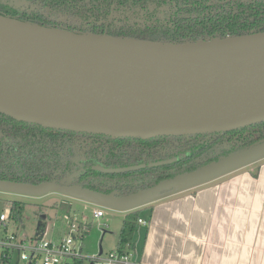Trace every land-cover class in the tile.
I'll return each instance as SVG.
<instances>
[{
    "label": "water",
    "instance_id": "water-1",
    "mask_svg": "<svg viewBox=\"0 0 264 264\" xmlns=\"http://www.w3.org/2000/svg\"><path fill=\"white\" fill-rule=\"evenodd\" d=\"M0 113L45 128L141 139L264 121V31L154 42L74 32L0 13ZM263 155L264 143L257 142L123 196L53 182L0 180V187L38 194L55 186L132 208ZM139 167L94 166L105 172Z\"/></svg>",
    "mask_w": 264,
    "mask_h": 264
},
{
    "label": "trees",
    "instance_id": "trees-1",
    "mask_svg": "<svg viewBox=\"0 0 264 264\" xmlns=\"http://www.w3.org/2000/svg\"><path fill=\"white\" fill-rule=\"evenodd\" d=\"M0 13L74 32L154 42L264 31V0H0ZM257 142L264 143V121L228 131L141 139L45 128L0 113V180L78 184L126 195ZM94 166L140 167L105 172ZM22 212V202L12 200L9 219L17 227ZM139 217L140 210L125 214L117 252L130 248ZM87 228V222L80 224L81 235ZM45 229L39 222L35 238L42 237Z\"/></svg>",
    "mask_w": 264,
    "mask_h": 264
},
{
    "label": "crops",
    "instance_id": "crops-1",
    "mask_svg": "<svg viewBox=\"0 0 264 264\" xmlns=\"http://www.w3.org/2000/svg\"><path fill=\"white\" fill-rule=\"evenodd\" d=\"M129 210L143 264H264V155Z\"/></svg>",
    "mask_w": 264,
    "mask_h": 264
},
{
    "label": "rangeland",
    "instance_id": "rangeland-1",
    "mask_svg": "<svg viewBox=\"0 0 264 264\" xmlns=\"http://www.w3.org/2000/svg\"><path fill=\"white\" fill-rule=\"evenodd\" d=\"M12 200H19L23 204L22 223L19 227L12 218L8 219L7 223V231L14 232L18 240L23 239L26 242L34 240L39 222L45 224V239L58 240L68 234L70 218L76 216L77 219L88 223L87 232L83 234L82 239H78L82 243L83 253L87 255L98 252L102 230H106L101 242L103 252L115 248L125 211L133 208L101 204L67 193L55 186L38 194L0 187V214L9 213ZM98 207L105 212V215L99 218L93 217L92 210ZM0 264L26 263L20 259L19 251L12 249L9 261L0 260ZM69 264L73 263L70 261Z\"/></svg>",
    "mask_w": 264,
    "mask_h": 264
},
{
    "label": "built area",
    "instance_id": "built-area-1",
    "mask_svg": "<svg viewBox=\"0 0 264 264\" xmlns=\"http://www.w3.org/2000/svg\"><path fill=\"white\" fill-rule=\"evenodd\" d=\"M93 217H102L105 212L100 208L92 210ZM9 213L0 214V260L11 257L12 249L19 251V257L26 264H143L134 258V252L131 246L125 252H117L115 249L99 254L93 253L87 255L83 253L82 239L79 232L80 224L85 222L74 218H70V231L58 240L45 239L44 234L40 238L26 242L23 239H17L14 232L7 231V223ZM137 223L146 225L147 221L138 218ZM46 230V229H45ZM80 264V263H79Z\"/></svg>",
    "mask_w": 264,
    "mask_h": 264
},
{
    "label": "flooded vegetation",
    "instance_id": "flooded-vegetation-1",
    "mask_svg": "<svg viewBox=\"0 0 264 264\" xmlns=\"http://www.w3.org/2000/svg\"><path fill=\"white\" fill-rule=\"evenodd\" d=\"M113 191H114V192H117V191H115V190H112L111 192H113ZM99 192H100V191H99ZM103 193H104V192H103ZM109 193H110V192H109ZM117 194H118V192H117ZM130 194H131V193H130ZM118 195H119V196H123V195H120V194H118ZM126 195H127V194H126ZM130 211H132V210L127 211V213L130 212ZM127 213H125V214H127Z\"/></svg>",
    "mask_w": 264,
    "mask_h": 264
}]
</instances>
